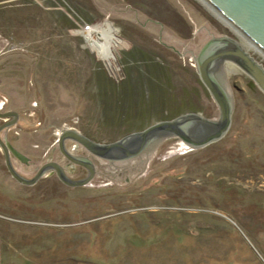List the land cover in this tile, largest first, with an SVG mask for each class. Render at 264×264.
I'll list each match as a JSON object with an SVG mask.
<instances>
[{
	"label": "rangeland",
	"instance_id": "obj_1",
	"mask_svg": "<svg viewBox=\"0 0 264 264\" xmlns=\"http://www.w3.org/2000/svg\"><path fill=\"white\" fill-rule=\"evenodd\" d=\"M77 15L111 39L90 47ZM221 36L264 68L201 0H0V112L18 113L1 138L41 163L64 128L107 143L187 112L218 120L195 58ZM214 74L231 124L204 147L160 138L97 159L81 186L20 184L0 154V264H264V93L229 61Z\"/></svg>",
	"mask_w": 264,
	"mask_h": 264
},
{
	"label": "water",
	"instance_id": "obj_2",
	"mask_svg": "<svg viewBox=\"0 0 264 264\" xmlns=\"http://www.w3.org/2000/svg\"><path fill=\"white\" fill-rule=\"evenodd\" d=\"M202 1V0H201ZM208 7L235 32L247 40L264 56V0H203ZM200 81L208 90L219 110L218 120L205 118L195 112L180 114L171 119L156 121L147 127L131 132L112 142H97L76 129H64L58 135L60 152L71 162L87 168L83 179H70L56 162L44 164L32 178H24L12 167L7 146L0 137V147L5 154V164L10 175L19 183L34 184L45 168H53L59 180L68 186H81L90 182L94 175L92 163L69 154L64 142L71 140L81 145L90 154L108 161H122L141 153L149 144L167 137H177L191 148H201L219 140L228 131L233 109L232 99L215 76L222 62L229 61L240 67L264 93V68L234 39L221 36L210 38L195 58ZM12 117L0 125V130L17 122L15 111L0 112V118ZM14 152V151H13ZM17 156L23 155L17 153Z\"/></svg>",
	"mask_w": 264,
	"mask_h": 264
},
{
	"label": "flooded vegetation",
	"instance_id": "obj_3",
	"mask_svg": "<svg viewBox=\"0 0 264 264\" xmlns=\"http://www.w3.org/2000/svg\"><path fill=\"white\" fill-rule=\"evenodd\" d=\"M11 118L12 117L1 118V119H4L2 123L6 122L8 120H11ZM15 124H13L11 126H14ZM11 126L5 127L2 130H0V137L2 135V131L4 129L10 128ZM2 140L7 146L6 148H7V151H8L9 160H10V163H11L12 167L15 169V171H17L24 178H27V179L32 178L37 173V171L44 164H46L48 162H56V163H58L62 167L65 175L67 177H69L70 179H83V178H85L88 175L87 168L82 166V165H80V164H76V163H73L70 160H68L60 152L58 144L51 145V147L48 149L47 159H45L41 163H38L39 161H37L36 159L34 160V159L29 158L20 149L14 147L9 139L2 138ZM32 147H36V145L35 146L32 145ZM64 147H65L66 151L69 154H71V155H73L75 157L82 158V159H88L92 163V166H93V170H94L93 177L96 175V173H97V165H99V164H97V163H99L97 159H100L99 157H96V156L90 154L81 145H79V144H77V143H75V142H73L71 140H66L64 142ZM16 152L22 154L23 156L22 157L17 156ZM0 154H1V157H2L3 165H4L5 169H6V171L8 172V169H7L6 164H5V154H4V152H3L1 147H0ZM56 154H58L57 160H55L53 158ZM30 170H34V172L32 174H29ZM22 172H24L25 175ZM8 174L10 175V173H8ZM52 175L58 178L57 173H56V171L53 168H50V167L45 168L42 171V174H41V176L39 177L38 180H40V179H42L44 177H47V176L50 177ZM93 177H92V179H93ZM15 181L18 182L17 180H15ZM20 184H22V183H20ZM34 184H31V186L34 185ZM23 185H25V184H23Z\"/></svg>",
	"mask_w": 264,
	"mask_h": 264
},
{
	"label": "bare ground",
	"instance_id": "obj_4",
	"mask_svg": "<svg viewBox=\"0 0 264 264\" xmlns=\"http://www.w3.org/2000/svg\"><path fill=\"white\" fill-rule=\"evenodd\" d=\"M106 25H109V27H112V29H114L113 26L108 21H105L103 24L93 26L92 31L85 36L86 42L90 45V47H92L91 45L103 46L107 41L111 39L112 31L105 30V27H107ZM106 37H108V40L104 44H101L102 40Z\"/></svg>",
	"mask_w": 264,
	"mask_h": 264
},
{
	"label": "built area",
	"instance_id": "obj_5",
	"mask_svg": "<svg viewBox=\"0 0 264 264\" xmlns=\"http://www.w3.org/2000/svg\"><path fill=\"white\" fill-rule=\"evenodd\" d=\"M73 21H74V24L77 25L78 28H80L79 32L82 35H84V37L86 35H88L93 29V25L92 24L84 23L78 15H77V17L75 19H73ZM64 129H70V128H64ZM64 129H61V131L64 130ZM60 132H59V134H60Z\"/></svg>",
	"mask_w": 264,
	"mask_h": 264
}]
</instances>
